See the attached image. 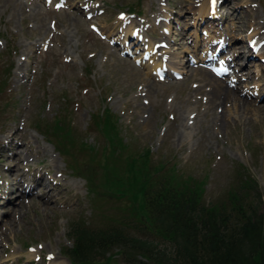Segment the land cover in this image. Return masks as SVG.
Here are the masks:
<instances>
[{
  "label": "rangeland",
  "instance_id": "374dc122",
  "mask_svg": "<svg viewBox=\"0 0 264 264\" xmlns=\"http://www.w3.org/2000/svg\"><path fill=\"white\" fill-rule=\"evenodd\" d=\"M218 1L204 9L205 0H0V81L12 67L0 92V264H59L71 221L100 225L116 213L117 199L98 201L66 164L89 155L60 137L62 156L37 130L62 113L101 162L108 124L93 125L92 113L110 108L135 147L207 176L206 201L225 199L240 172L264 200V43L255 53L248 45L249 35L264 40V0ZM222 42L227 56L214 65L232 58L224 81L249 102L227 103L219 120L222 104L208 107L199 68L212 70L206 58ZM156 62L168 67L164 78Z\"/></svg>",
  "mask_w": 264,
  "mask_h": 264
},
{
  "label": "trees",
  "instance_id": "16d2710c",
  "mask_svg": "<svg viewBox=\"0 0 264 264\" xmlns=\"http://www.w3.org/2000/svg\"><path fill=\"white\" fill-rule=\"evenodd\" d=\"M107 112L108 131H117L115 115ZM64 121L56 118L53 135L89 155L80 166L69 162L74 173L98 201L119 202L115 215L100 225L70 223L73 242L62 251L72 264H264V200L250 174L240 172L225 199L208 202L207 176L195 177L176 161L156 160L150 147L136 150L124 142H112L100 162L96 148L80 139L79 144ZM65 127L68 135L62 136ZM46 133L56 148L64 147ZM116 159L121 166H113Z\"/></svg>",
  "mask_w": 264,
  "mask_h": 264
},
{
  "label": "bare ground",
  "instance_id": "6f19581e",
  "mask_svg": "<svg viewBox=\"0 0 264 264\" xmlns=\"http://www.w3.org/2000/svg\"><path fill=\"white\" fill-rule=\"evenodd\" d=\"M207 2L208 4V0H205L204 4H203V8L204 9H207L208 7L205 5V3ZM213 2H215V0H213ZM213 2L211 3V5H213ZM209 10V9H208ZM242 10V9H241ZM200 12H203L201 9L199 10ZM257 11V10H256ZM257 15V14H256ZM234 17V16H233ZM256 17V16H255ZM258 31L256 29V32L255 34H257ZM209 34V33H208ZM256 36L257 35H249V38L255 40L256 39ZM208 37V36H207ZM261 41V39H259ZM260 41H256L257 44H259ZM262 43H264V40L262 41ZM153 45V44H152ZM227 51H225L226 53ZM236 57V56H235ZM160 63L159 62H156L155 63V67L158 66ZM159 67V66H158ZM175 70H178L176 67H174ZM199 70H202L204 71L203 75L201 76V79L203 82H205L207 85H210L211 88H210V92L208 93L209 96V108L212 109V110H216V105H220L222 104V113H218L217 111L215 112V116H218L220 118H218L219 120H223L224 117L227 115V112L230 110H227L226 109V104L227 103H234V105L236 107H239V106H248V102H249V98H240L239 97V94L238 92L229 86V83L225 82L223 78H219L217 77L214 73H212V71H210L209 69L207 68H199ZM224 83H227L228 85H224ZM204 87V86H203ZM221 89H224L225 91H220ZM260 93H261V90H260ZM238 96H237V95ZM251 97V96H249ZM207 103V104H208ZM224 105V106H223ZM232 105V104H231ZM228 106V105H227ZM233 106V105H232ZM208 109V108H207ZM248 109V107H247ZM224 110V111H223ZM240 110V109H239ZM243 110V109H242ZM241 110V111H242ZM244 111V110H243ZM246 111V110H245ZM250 112V111H249ZM237 113V112H236ZM240 113V112H239ZM214 114V113H213ZM241 114V113H240ZM243 114V113H242ZM245 115V113H244ZM243 115V117H244ZM239 116V115H238ZM241 117V116H240ZM180 139V138H179ZM181 142V140H179ZM44 187L45 188H48V183H44ZM35 187L34 188H31L32 192L34 191ZM46 193H52V189L46 191ZM47 196V195H46ZM21 197H22V194H21ZM42 197V196H41ZM40 197V198H41ZM43 198V197H42ZM23 199V198H22ZM24 202V200H23ZM59 264H70L69 260L65 259V261H60Z\"/></svg>",
  "mask_w": 264,
  "mask_h": 264
}]
</instances>
